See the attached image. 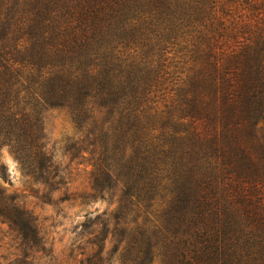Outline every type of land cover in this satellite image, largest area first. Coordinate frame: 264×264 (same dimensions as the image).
<instances>
[{"label": "trees", "instance_id": "16d2710c", "mask_svg": "<svg viewBox=\"0 0 264 264\" xmlns=\"http://www.w3.org/2000/svg\"><path fill=\"white\" fill-rule=\"evenodd\" d=\"M22 29L0 146L26 176L61 182L39 115L66 108L121 191L123 264H264V0H0V41ZM0 218L33 232L1 186Z\"/></svg>", "mask_w": 264, "mask_h": 264}, {"label": "rangeland", "instance_id": "374dc122", "mask_svg": "<svg viewBox=\"0 0 264 264\" xmlns=\"http://www.w3.org/2000/svg\"><path fill=\"white\" fill-rule=\"evenodd\" d=\"M24 32L0 41L2 52L23 57L16 43L27 38ZM39 117L61 182L50 188L26 176L9 148L0 146V186L27 211L34 227L25 236L0 218V264H123L111 233L121 191L114 182H105L104 189L93 186L97 154L91 136L66 108L46 107ZM147 264L162 263L155 257Z\"/></svg>", "mask_w": 264, "mask_h": 264}]
</instances>
